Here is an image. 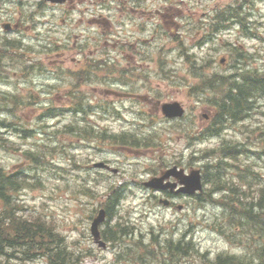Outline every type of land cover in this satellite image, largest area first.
I'll return each instance as SVG.
<instances>
[{
	"label": "rangeland",
	"instance_id": "1",
	"mask_svg": "<svg viewBox=\"0 0 264 264\" xmlns=\"http://www.w3.org/2000/svg\"><path fill=\"white\" fill-rule=\"evenodd\" d=\"M77 1L57 6L41 4L40 0H0V120L10 123L0 128L2 137L9 142L0 140V165L18 178H26L14 192L19 200L18 213L51 221L69 250L74 251L75 264H120L117 252L126 244L149 245L152 241L162 246L166 237L175 241L182 236L192 240L206 256H242L247 241L252 240L234 236L241 215L237 212L230 217L228 207H224L225 196L217 185V192L209 194L210 198L197 200L180 195L173 199L174 205L165 206L160 202L164 197L161 192L145 187L143 182L158 175L167 164L179 162L185 170L199 167L201 155L206 150L209 154L224 140L242 143L244 150L238 165L245 161L257 164L256 171L264 179V94L259 91L255 92L257 96L242 118L243 123L228 121L222 141L212 134L203 138L185 134L191 137L193 132H202L205 122H201L204 118L199 114L202 109L210 110L213 98L225 93V88L222 94L201 91L199 69L208 71L204 75L210 78L235 74L237 64L241 69L250 66L248 69L264 71V0H256L250 10L255 26L249 32L254 37L246 36L241 26L234 25L222 40L215 38L204 43L196 40L195 21L189 18L188 10L181 24L183 34L190 21L186 35L160 21L153 10L160 7L162 0L150 1L152 12L144 20L145 32L136 31L140 18L132 20L134 23L129 21V0H95L88 3L87 9H82ZM216 1L223 8L242 0ZM209 3L201 0L207 7ZM99 13L108 22L101 20ZM135 15H139V8ZM3 22L21 26L4 30ZM106 32H111V36ZM136 37L147 39V48L136 44L131 49L130 42ZM4 44L8 46L4 48ZM9 45L13 50H9ZM234 47L244 52V61L236 59ZM137 50L144 52L145 59L140 60ZM131 55L132 61L134 58L140 64H135L129 74ZM206 55L214 59L208 67L204 62L201 65ZM99 56L113 60V71L104 70L95 62ZM222 56L226 57L223 64ZM192 62H196L197 70L191 68ZM85 64L97 69L78 74ZM197 96L202 103L197 102ZM208 97L211 99L207 101ZM167 102L183 105L185 119L164 117L161 104ZM77 106L86 110V115L75 116L67 111ZM56 112L58 115L53 117ZM70 122L76 128L68 134L65 125ZM15 127L19 130L15 131ZM24 127L26 134L20 131ZM84 128H88L86 133ZM123 135L127 136L122 142L118 137ZM30 148L44 150L41 164L28 162L25 151ZM214 153L222 154L220 150ZM99 162L108 163L117 172L95 168ZM230 164L229 185L241 191L247 184H258L255 175L235 168L236 159ZM111 187L119 190L121 198L111 220L107 217L101 225V231L114 222H125L134 234L102 249L94 243L90 226L107 202ZM206 190L209 191L208 186ZM227 201L231 202L228 195ZM131 249L136 258H145L146 263L139 264H154V260L159 264L163 250L157 246L153 258L142 247ZM8 253L9 256L0 255V264H49L43 256L22 260V253ZM200 263L190 254L174 264Z\"/></svg>",
	"mask_w": 264,
	"mask_h": 264
},
{
	"label": "trees",
	"instance_id": "2",
	"mask_svg": "<svg viewBox=\"0 0 264 264\" xmlns=\"http://www.w3.org/2000/svg\"><path fill=\"white\" fill-rule=\"evenodd\" d=\"M246 4H249V0H246ZM231 10L232 16H237L239 13L236 9ZM9 48V50H13V46L10 47L9 45ZM233 52L237 56V60L238 58H244L243 52L239 48L233 49ZM195 65L196 63L192 62L191 68L196 70ZM240 70L241 68L237 64L235 74L228 75L227 77L222 75L220 77L214 76L212 81H210L211 79L208 80L202 77L201 80L203 81L198 84L199 89L207 87L216 94H222V89L225 88V93L218 99L213 98L211 103L215 107H219L221 112L218 115L220 123L225 118H240L243 109L247 107L249 94L258 91L264 92V73L251 72L243 76ZM6 126H10V123L0 120V128ZM17 129V127L14 128L15 131ZM20 131L23 134L27 132L26 129H20ZM2 138L0 133L1 141L3 140ZM219 150L222 152L221 155L212 152L213 155L211 156L216 155L214 162L208 160L207 163L202 164L204 180L206 183H211L213 187L217 185V190L224 189L226 192L224 195V207H228L230 217L236 216L237 212L241 215L239 224L234 227L236 231L233 232L234 236L237 235L241 239L246 240L249 238L252 240L250 242L247 241L245 253L242 256L218 253L215 257H210L206 256L205 252H200L196 249L193 242L186 240L184 236L175 241L170 237H166L162 246L159 242L153 243L152 241L149 245H141L139 242L134 245L129 243L122 246L119 250L120 257L119 255L116 256L120 261L142 263L145 261V258L143 256L136 258L131 252V248L134 246L142 247L146 255L154 258L156 247L159 246L163 248L158 258L159 264H174L179 258L189 256L190 254L197 257L201 261L200 264H264V183L258 190V196L254 202L241 199V195L249 197L247 188L244 192L239 191L229 185V183H231L230 174L232 173L230 162L235 159L237 161L243 149H240L238 145L229 146L226 144L224 149L220 148ZM25 155L33 163L41 164L43 162L41 157L46 155V153L44 150L36 149L35 152L26 151ZM238 164L239 162H237L235 168H241L239 170L241 172H249L252 168L249 162L245 163V166ZM209 175L210 178L207 177ZM240 176L239 178H241ZM24 182H26V178H18L14 173L6 171L0 165V255L5 254L9 256L8 252L11 250L22 253V260H31L35 257L43 256L49 264H75L74 251L69 250L64 237L56 231L50 223L51 221L48 220V222L41 218V216L27 217L22 213H18L19 200L14 197V192L21 188ZM227 189H229V192ZM234 189L237 191H234ZM256 193V190L252 191L253 196ZM227 195L231 198L230 203L227 201ZM107 197V202L103 203V207L110 221L112 214H114L115 205L118 204L121 198V194H119V190L111 187L110 194ZM242 219L245 221H241ZM109 221L107 220V223ZM133 234L134 231L132 228L130 230L125 222H114L110 227L102 230V237L110 243L121 242L124 238ZM152 263L157 264L155 260Z\"/></svg>",
	"mask_w": 264,
	"mask_h": 264
},
{
	"label": "flooded vegetation",
	"instance_id": "3",
	"mask_svg": "<svg viewBox=\"0 0 264 264\" xmlns=\"http://www.w3.org/2000/svg\"><path fill=\"white\" fill-rule=\"evenodd\" d=\"M74 0H67V4L72 2ZM80 1H83V0H80ZM185 0H180V2H184ZM200 2V0H196V3L193 4L192 8H193V11H194V14H195V18H196V22L199 24V26H197V28H199L197 30V34H200V36L198 35L199 39L202 40V41H206L208 39H214V36L218 35L220 32H223L221 31V28L219 26H225V20H218L217 23H218V26L216 29L215 27V16L214 17H206L207 14L205 11H202V13L200 14L201 17H198V15L196 14V11L199 10V6L197 3ZM137 7H139V18H140V21L138 22L139 24H136V29L139 30V28H142V32H145L147 26L145 25L144 23V20L145 18L147 17V10L145 9L146 5H145V0H138V3L136 4ZM182 7V9H174L176 11H179L180 13L183 11V7L184 9L186 10H190L191 8L189 6H183V5H180ZM204 7H207L206 5ZM132 10H134V8L132 7ZM192 11V9H191ZM193 14V13H192ZM222 21V22H221ZM143 42H145V39L142 38ZM135 44L134 42H132L131 44V47H133ZM174 192V190H170V189H164L162 191V193L165 195V196H170L172 193Z\"/></svg>",
	"mask_w": 264,
	"mask_h": 264
},
{
	"label": "water",
	"instance_id": "4",
	"mask_svg": "<svg viewBox=\"0 0 264 264\" xmlns=\"http://www.w3.org/2000/svg\"><path fill=\"white\" fill-rule=\"evenodd\" d=\"M52 1H62V0H52ZM162 112H163V114H165L166 116H169V117L181 116L183 114V109H182V107L180 106V104L178 102L164 103L162 105ZM97 166H104V164L100 163V164H97ZM174 175L178 176V178L180 179L181 183L187 184V188L183 189L184 191L192 193L193 190H195L197 188L200 189V186L197 183V181H198L197 172H193L192 178L190 179V180H193V182L195 181L192 185L189 183L188 176H186L185 178H182V180H181V177H182L181 171H180L179 174L178 173H174ZM168 176H169V173H166L162 177L152 178L150 181L145 183V185L151 186V187H160V188L161 187H165L164 184H163V181ZM104 218H105V211L103 209H101L99 211V214L97 215V217L94 218V220L92 222V226H91V232H92V235L94 236V240L96 242H98V244L100 246H105L104 242L99 240L100 232L98 230V226L104 220Z\"/></svg>",
	"mask_w": 264,
	"mask_h": 264
}]
</instances>
